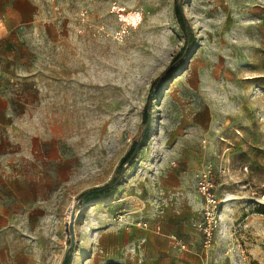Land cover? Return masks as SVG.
Returning a JSON list of instances; mask_svg holds the SVG:
<instances>
[{"label":"rangeland","instance_id":"obj_1","mask_svg":"<svg viewBox=\"0 0 264 264\" xmlns=\"http://www.w3.org/2000/svg\"><path fill=\"white\" fill-rule=\"evenodd\" d=\"M31 2L59 16H31L13 45L0 41L16 56L3 90L12 111L0 117V166L30 179L19 187L36 199L20 264H61L73 208L70 264H110L98 249L110 227L156 222L179 183L200 202L199 229L203 173L218 200L211 243L200 231L195 247L175 235L171 251L198 264H264V0H178L194 42L156 85L185 47L176 0ZM146 106L147 135L120 170ZM112 182L109 195L78 198Z\"/></svg>","mask_w":264,"mask_h":264},{"label":"crops","instance_id":"obj_2","mask_svg":"<svg viewBox=\"0 0 264 264\" xmlns=\"http://www.w3.org/2000/svg\"><path fill=\"white\" fill-rule=\"evenodd\" d=\"M38 8L31 0H0V41L13 45L14 36L20 27L29 23L31 16L33 19ZM15 58L14 48L0 50V117L12 111V102L3 90H6L12 81L10 70L14 68ZM3 169L6 168L2 164L0 264H20L21 254L17 249L29 247L25 241L22 244L20 232L32 233L30 226L26 224L27 222L29 224L31 207H36V199L31 195L30 187L27 198L26 192H23L27 188L23 187L22 190L19 187L22 183L30 186V179L24 178L22 182H18L12 178L13 174H8ZM179 184L181 186L176 189V198L170 204V208L164 209L156 222H148V228L139 227L132 221L130 225L118 223L110 227L107 239L104 238L98 243V249L105 253L104 256L110 264L119 262L157 264L158 257L163 258L164 264H198L191 259L182 260L177 252L171 251V243L174 242L172 237L175 235L181 236L194 247L200 236L197 228L199 214H196L200 202L193 192L182 186V183ZM126 215L128 219L131 217L130 213ZM156 227H159V230H156Z\"/></svg>","mask_w":264,"mask_h":264},{"label":"trees","instance_id":"obj_3","mask_svg":"<svg viewBox=\"0 0 264 264\" xmlns=\"http://www.w3.org/2000/svg\"><path fill=\"white\" fill-rule=\"evenodd\" d=\"M173 14L174 18L178 24V27L184 34L185 38V47L183 50L176 55L173 56L171 59L169 65L163 72V74L154 80L152 82L153 85H156L159 83L161 80H163L167 75H169L171 72L175 71L182 63L184 60V53L191 47V45L194 42V37L191 34V30L187 24V21L184 17V14L178 4V0H176V3L173 6ZM142 122H143V128L141 130V133L138 137V139L131 145L129 150L126 152V154L120 159L118 168L121 170L123 169V165L126 164L128 161L133 160L136 156V151L139 145L144 141L148 129H149V109L146 106V109L143 110L142 112ZM114 187V182L109 183L103 187H95L88 189L78 195L79 199L86 200L88 197L93 196L95 198H98L99 196H105L109 195L111 193V190ZM71 263V254L69 253L65 258L62 259L61 264H70Z\"/></svg>","mask_w":264,"mask_h":264},{"label":"built area","instance_id":"obj_4","mask_svg":"<svg viewBox=\"0 0 264 264\" xmlns=\"http://www.w3.org/2000/svg\"><path fill=\"white\" fill-rule=\"evenodd\" d=\"M59 16V10L57 8H39L37 13L33 16V23L46 22L51 19H56ZM212 177L206 173L198 176L196 187L198 193L202 199V219L199 225V231L201 232L204 240V246H207L211 243L213 228L215 227V219L218 218V200L215 196V186ZM139 227L148 228L146 222L137 223ZM156 230H159V227H156ZM175 240V237H172ZM181 248H184L185 245L182 242H177ZM112 264H134L132 262H119Z\"/></svg>","mask_w":264,"mask_h":264},{"label":"water","instance_id":"obj_5","mask_svg":"<svg viewBox=\"0 0 264 264\" xmlns=\"http://www.w3.org/2000/svg\"><path fill=\"white\" fill-rule=\"evenodd\" d=\"M75 208H73L71 214H70V220H69V224H68V232H69V236H70V246L69 248L66 250L63 258H65L71 251L72 246L74 245V231H73V222L75 219Z\"/></svg>","mask_w":264,"mask_h":264},{"label":"bare ground","instance_id":"obj_6","mask_svg":"<svg viewBox=\"0 0 264 264\" xmlns=\"http://www.w3.org/2000/svg\"><path fill=\"white\" fill-rule=\"evenodd\" d=\"M68 219H69V217H68Z\"/></svg>","mask_w":264,"mask_h":264}]
</instances>
